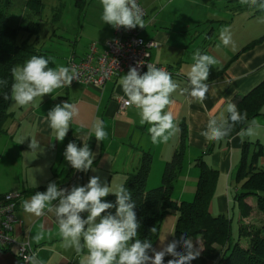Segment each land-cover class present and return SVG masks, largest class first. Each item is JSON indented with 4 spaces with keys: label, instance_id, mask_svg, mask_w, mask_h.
Instances as JSON below:
<instances>
[{
    "label": "crops",
    "instance_id": "0c3cea01",
    "mask_svg": "<svg viewBox=\"0 0 264 264\" xmlns=\"http://www.w3.org/2000/svg\"><path fill=\"white\" fill-rule=\"evenodd\" d=\"M138 1L148 16L144 19L145 27L137 28L144 39L158 44L152 51L151 62L169 68L177 84L170 97L176 133L167 143L153 144L148 133L150 125L140 124L138 110L134 106L124 112L119 110L118 100L122 97L127 100L120 84L124 75L108 82L104 89L72 84L38 97L27 106L13 104L11 100L12 117L5 126V133H0V197L19 194L21 198L12 233L16 243L0 250V264H24L18 258L21 244L29 246L44 264H81L87 250L77 254L74 249L62 246L54 213L32 216L24 212L23 202L34 195L32 191L47 187L51 182L70 190L72 186L87 184L92 176H99L102 183L116 190L129 174L136 171L145 152L153 155L148 187H159L167 163L180 147L183 127L187 133L186 149L175 181L173 199L176 203L194 200L200 178L199 165L204 162L218 173L209 211L214 217L225 216L232 222L231 205L233 201L238 202L236 196L240 184L237 173L243 162L245 146L251 156L262 149L257 165L264 169V104L257 115L234 125L230 134L220 141L206 140L201 135L211 118L229 117L226 112L228 103L238 107L239 102L264 83V9L252 4L251 0L248 3L242 0ZM80 11L84 24L91 29L87 39L83 30L82 39L77 41L73 51L83 57L91 43L103 47L111 41L114 28L102 21L100 0H85ZM90 20L96 23L90 25ZM225 29L232 37L227 46L220 38ZM197 50L218 61L210 66L209 79L205 82L209 91L203 103L190 96L187 77ZM64 102L75 104L79 115L61 142L55 139V133L49 127L47 113ZM253 120L259 125L257 134L241 137V131L247 129ZM97 122H103L108 133L99 145L94 134L89 135ZM31 140L39 143L35 150L30 148ZM72 141L81 147L85 142L91 148L96 156L93 165L96 171L85 173L69 165L63 153ZM82 215L86 216V213ZM177 218L178 213L171 212L163 220L161 233L153 246L156 251H163L176 240ZM239 222H242V212ZM41 230L44 238L36 241L35 236ZM162 235L166 236L163 243L159 240ZM172 259L178 257L166 255L164 264Z\"/></svg>",
    "mask_w": 264,
    "mask_h": 264
},
{
    "label": "clouds",
    "instance_id": "9594fccd",
    "mask_svg": "<svg viewBox=\"0 0 264 264\" xmlns=\"http://www.w3.org/2000/svg\"><path fill=\"white\" fill-rule=\"evenodd\" d=\"M242 2L248 3L249 0ZM100 3L101 19L105 24H110L115 29L122 26L125 29L145 27L143 11L137 0H100ZM251 3L264 9V0H251ZM220 38L225 46L232 42L227 29L221 31ZM193 60L194 63L187 73L191 88L189 94L203 103L209 91V85L205 82L209 79L210 66L216 65L218 61L211 55L201 54L199 50L193 55ZM50 63L55 64L54 58L33 55L23 65L13 67L14 83L11 95L5 94L3 99H11L20 106H27L36 98L53 94L57 89L71 87L74 80H79L76 68H53L49 67ZM120 84L127 97L126 105L134 106L138 110L141 125H150L148 133L151 142L167 143L177 131L175 116L170 108L173 103L170 97L176 91L177 84L171 74L151 64H148V71L144 74L137 67H132L121 78ZM226 112L230 114L227 119L209 120L206 130L201 133L206 140H222L230 134L234 124L247 117L233 103L227 104ZM78 115V107L69 102H64L62 106L58 104L47 113L49 127L55 133L56 140L64 141L70 125ZM257 127L259 125L253 120L247 129L241 131V137L255 136ZM92 134L98 145L106 139L108 133L103 122L93 125L89 132V135ZM38 146L37 141L31 140L32 150ZM63 155L76 171L87 173L89 170H97L93 166L96 156L85 142L82 147L75 141L69 142ZM109 194L116 196L114 203L103 199ZM22 206L25 213L35 217L54 213L63 241L62 246L74 249L77 254L87 250L81 264H164V257L168 254L178 257L170 260L168 264H191L200 255V250L194 248L193 239L187 233L168 244L163 251H156L148 240L137 239L140 222L132 192L123 185L112 190L107 183L101 182L99 176H92L87 184L72 186L70 190L51 182L46 191H36ZM111 209L115 211L112 212ZM84 213L86 216L82 215ZM43 238L44 231L41 230L36 234L35 240L40 241ZM165 239L166 236L162 235L159 240L163 243ZM181 243L187 254L178 250ZM149 251L154 255H150ZM25 260L26 264H44L35 252L26 256Z\"/></svg>",
    "mask_w": 264,
    "mask_h": 264
},
{
    "label": "trees",
    "instance_id": "16d2710c",
    "mask_svg": "<svg viewBox=\"0 0 264 264\" xmlns=\"http://www.w3.org/2000/svg\"><path fill=\"white\" fill-rule=\"evenodd\" d=\"M73 1L80 10L84 8L85 0ZM4 2L7 7L11 0H4ZM26 7L39 16L44 9L43 0H27ZM61 9L62 5L58 8V15H61ZM23 31L28 34L26 39L25 37L22 39L20 36L21 33H24ZM39 31L40 25L37 21H30L21 28H13L6 23L5 14L0 12V133H5V126L12 117L10 112L11 99L8 101L3 99L5 94L11 95L14 83L12 68L23 65L33 55H45V52L38 48ZM263 104L264 83L242 102H239L237 109L242 114L246 113V119H248L250 116L257 115ZM186 138V128L183 127L180 147L173 159L167 163L159 187L153 189L148 187L153 164V155L149 152L143 154L136 171L129 174L123 183V186L132 192L133 199L136 201L135 211L140 222L137 239L148 240L154 246L161 233L165 217L171 212H177L175 239L178 240L183 233H187L193 239L194 248L197 249L196 241L199 237L205 248L203 252H200L197 259L191 261V264H264V236L261 233L256 234L247 247H243L240 241L232 246L230 242L232 236L231 220L225 216L214 217L210 213L209 208L218 179L217 171L201 162L199 165L200 178L194 200L190 203L182 202L181 204L174 201L175 181L182 166ZM261 154L262 149L252 153L251 156L248 147L245 146L243 162L237 173L240 192L237 193L236 199L241 202L243 198L255 195L259 197V207L264 212V169L257 165ZM46 188L41 187L31 193L46 191ZM103 199L114 203L116 196H108ZM110 211L114 212L115 209ZM243 232L245 230L241 222L240 237ZM215 244L223 247L220 254L214 253L212 246ZM178 250L187 254L183 243L178 246Z\"/></svg>",
    "mask_w": 264,
    "mask_h": 264
},
{
    "label": "rangeland",
    "instance_id": "374dc122",
    "mask_svg": "<svg viewBox=\"0 0 264 264\" xmlns=\"http://www.w3.org/2000/svg\"><path fill=\"white\" fill-rule=\"evenodd\" d=\"M27 0H11L6 7L4 0H0V12L6 17V23L13 28L26 26L30 21H37L40 25L38 35V48L45 52L44 57L54 58L55 64L50 63L49 67L67 66L69 57L74 53L77 41L83 36L89 38L91 29L84 24L83 15L73 0H43L44 9L38 16L26 7ZM62 5L61 15H58V8ZM60 18V19H59ZM98 22V21H97ZM90 25L96 21H89ZM21 38L26 39L28 34L23 31ZM21 42V41H19ZM15 102L13 101V104ZM153 189V188H152ZM216 191V189H215ZM258 198L250 195L241 202L233 201L231 211H233L231 245L240 241L243 247L249 245L250 240L261 233L264 236V212L259 207ZM234 200V199H233ZM242 212V224L245 232L240 237V214ZM197 249L204 251L203 241L197 239ZM214 253L220 254L223 247L212 246Z\"/></svg>",
    "mask_w": 264,
    "mask_h": 264
},
{
    "label": "built area",
    "instance_id": "2783aa9c",
    "mask_svg": "<svg viewBox=\"0 0 264 264\" xmlns=\"http://www.w3.org/2000/svg\"><path fill=\"white\" fill-rule=\"evenodd\" d=\"M143 11V19L147 18L146 9L137 0ZM158 47L153 40L144 39L138 28L119 29L114 28L113 39L103 47L93 42L90 44L88 52L83 57L72 54L67 66L74 67L79 73V80H74L72 84L104 89L106 84L114 79L126 75L130 68L137 67L141 74L148 71V64L161 68L168 73H172L165 66L155 65L151 62L152 51ZM119 110L124 112L129 106L126 99L118 100ZM19 194H7L0 197V250H5L16 243L13 238V226L17 220L16 212ZM34 251L26 244H21L18 249V258L26 264L25 257L30 256Z\"/></svg>",
    "mask_w": 264,
    "mask_h": 264
}]
</instances>
